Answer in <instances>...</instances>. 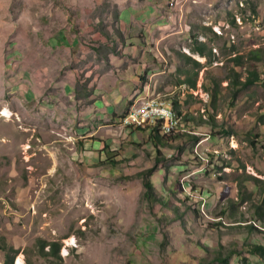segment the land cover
<instances>
[{
	"label": "rangeland",
	"instance_id": "374dc122",
	"mask_svg": "<svg viewBox=\"0 0 264 264\" xmlns=\"http://www.w3.org/2000/svg\"><path fill=\"white\" fill-rule=\"evenodd\" d=\"M117 7L0 0V264L7 254L12 264H264L249 250L264 247V0H205L180 51L151 44L167 69L149 97L162 99L134 96L145 83L94 81L127 45ZM194 38L208 59L191 52ZM146 99L176 105L187 130L161 155L149 134L122 126ZM53 242L59 258L42 254Z\"/></svg>",
	"mask_w": 264,
	"mask_h": 264
},
{
	"label": "crops",
	"instance_id": "0c3cea01",
	"mask_svg": "<svg viewBox=\"0 0 264 264\" xmlns=\"http://www.w3.org/2000/svg\"><path fill=\"white\" fill-rule=\"evenodd\" d=\"M204 1L205 0H112L113 4L118 6L117 8L119 11L117 19L120 22V26L122 27L121 32L124 36L123 40L125 41V45H127L124 46V48H120V57H114V60H116V65H111L110 72L107 71L104 74L94 77V81L100 82L104 81L105 79L106 82L113 84L130 85L145 83L147 86H144L142 91L137 90V92L134 93V96L141 94L142 96H146L143 97V99L161 98L149 97L155 96V94H161V92H152L150 89L151 86L149 85L159 82L158 79L166 74L165 70L167 69V66H161L160 68H157L155 66V64H157L156 61H151L152 58L149 53L154 52V48L151 44L155 45L157 48L155 50L157 51L161 50L168 53L180 51V46L185 43V37L190 34V21L192 18L188 15H190V13L194 10H201L203 8ZM130 34L131 36H129ZM126 35H128V38H126ZM127 47H129L128 50H126ZM183 47L186 48L185 45ZM191 47H193V45H191ZM128 56L129 59H133L134 61L131 62L128 60L130 62L123 64L121 59H125ZM148 58L150 59V62L148 61ZM201 60L203 61L205 58L201 57ZM195 76L198 84L199 75L195 74ZM181 79L183 80V77H181ZM161 83L164 85L167 84V82L162 81ZM103 94L105 96L101 98L109 100H113L117 97V93L113 91L102 92L99 90L95 92L94 97L99 99L98 96ZM95 107L96 113H94L96 118H100V112L102 110L99 108V106L95 105ZM109 110V115H111L110 119L112 121L113 118H115V114L112 108H109ZM123 118H121V125ZM95 120L96 119L94 118L92 122ZM87 124L88 122L85 120L79 124L78 130L80 131V134L86 133L88 130L86 128ZM91 129L94 133L98 132V130H95L94 127ZM186 132L187 130L184 128L181 121L180 131L177 135ZM146 133L149 134L148 132Z\"/></svg>",
	"mask_w": 264,
	"mask_h": 264
},
{
	"label": "trees",
	"instance_id": "16d2710c",
	"mask_svg": "<svg viewBox=\"0 0 264 264\" xmlns=\"http://www.w3.org/2000/svg\"><path fill=\"white\" fill-rule=\"evenodd\" d=\"M203 30H208L207 28H204ZM191 52L193 54L199 55L201 57L204 58H209V54L207 52V48L205 45L197 42V40L194 38L193 39V48L191 49ZM257 52L259 51H253L252 55H255V57H257ZM185 60L188 62V64L194 65L197 68L202 67L201 63L197 62L196 60H194L192 57L184 55ZM258 79V77L254 76L253 78H249L248 81L245 83V86L248 85H252L255 80ZM190 81V80H189ZM192 88H196V83L195 81L190 82ZM174 109H177V106L172 104ZM177 111V110H176ZM178 115L180 116V113L177 111ZM127 114V113H126ZM125 114V115H126ZM138 131H142V132H148L149 133V138L151 140V143L153 144V146L155 147L156 151L158 152L159 155L162 154V150L160 148H167L170 146V141H171V137H165L162 135L161 133V129L158 126H154L148 129H137ZM153 172V169H150L146 172L145 175V180H144V187L146 189V196L147 199L150 201V203L152 205L156 204L157 202V197H156V190H155V186L153 184V182L150 180V176ZM158 204H165L168 205L166 203V201H164L163 199H158ZM195 214L197 215L199 212H197L196 210H194ZM262 218V216H261ZM209 220V219H208ZM212 221V220H210ZM248 226V225H246ZM250 229L252 230H256L259 231L258 229H256L254 226H251ZM262 231V230H261ZM45 244H48L47 242L43 241L42 245L44 247ZM49 246L51 247V250L48 253H45V251L42 249V254L44 256H53L55 258H59V251H60V244L57 242H53V243H49ZM250 252H252L254 255L260 256L262 258H264V247L259 246V245H250ZM246 260V259H245ZM248 260V259H247ZM13 262V258L7 254L6 257V264H12Z\"/></svg>",
	"mask_w": 264,
	"mask_h": 264
},
{
	"label": "bare ground",
	"instance_id": "6f19581e",
	"mask_svg": "<svg viewBox=\"0 0 264 264\" xmlns=\"http://www.w3.org/2000/svg\"><path fill=\"white\" fill-rule=\"evenodd\" d=\"M153 101V107H162L164 104V107L168 108V119H173V121L175 122V124L177 126L180 127V119L176 113V111L174 110V108L167 104L166 102L162 101V100H150ZM149 104V99L144 100L143 102H141L139 105H137L136 107H134L127 115L126 117L123 119V123H128L131 120L134 119V116L137 115L138 111L140 110V108H142L143 106ZM1 116L2 118H6V119H11L14 116V113L9 110L8 108H5L3 110V112H1ZM141 126H146V128L144 129H148L154 126H158L161 129V133L165 136V137H171L173 135L178 134L179 132V128H171L170 130H165L163 128V126L161 125H149V119H141ZM29 149H31V147L29 145H25V150L28 151ZM189 195V194H188ZM74 240H72L73 242ZM70 242V241H69ZM17 264H24L22 258H19Z\"/></svg>",
	"mask_w": 264,
	"mask_h": 264
},
{
	"label": "built area",
	"instance_id": "2783aa9c",
	"mask_svg": "<svg viewBox=\"0 0 264 264\" xmlns=\"http://www.w3.org/2000/svg\"><path fill=\"white\" fill-rule=\"evenodd\" d=\"M141 119H149V125H161L167 131L171 128H180L173 119H168V108L164 107V104L162 107H153V101L150 99L149 104L140 108L133 120L122 126L130 129H144L146 126H141Z\"/></svg>",
	"mask_w": 264,
	"mask_h": 264
}]
</instances>
